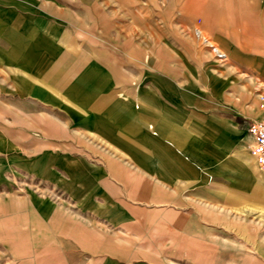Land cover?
<instances>
[{"label": "crops", "instance_id": "0c3cea01", "mask_svg": "<svg viewBox=\"0 0 264 264\" xmlns=\"http://www.w3.org/2000/svg\"><path fill=\"white\" fill-rule=\"evenodd\" d=\"M218 1L224 15H234L230 4L237 3L239 30L236 40L215 35L227 56L222 68L182 29L177 4L190 0L148 1L160 4L162 53L154 59L128 42L131 27L123 20L142 0H0V178L12 170L14 178L50 183L79 216L141 237L147 248L86 250V240L74 236L81 264L197 258L196 248L182 243H212L207 229L219 224L203 219L193 201L183 205V184L190 195L208 190L201 180L210 178L225 189L230 183L246 189L262 171L241 126L264 116V0ZM83 19L97 31L90 46L80 38ZM246 34L255 36L252 50ZM247 86L257 103L229 104L231 97L244 99ZM225 156L237 168L234 176L224 170ZM136 162L147 168L135 170ZM149 189L170 194L139 193ZM186 227L194 234L183 233ZM114 235L108 242L124 241ZM250 258L264 264L262 256Z\"/></svg>", "mask_w": 264, "mask_h": 264}, {"label": "rangeland", "instance_id": "374dc122", "mask_svg": "<svg viewBox=\"0 0 264 264\" xmlns=\"http://www.w3.org/2000/svg\"><path fill=\"white\" fill-rule=\"evenodd\" d=\"M148 1L135 2L132 17L123 20L131 27L128 42H131L133 47L141 44L142 54L154 59L159 58L162 53L158 47L162 41L161 34L158 32L157 19L160 4ZM213 1L182 2L177 4V12L182 19V29L188 32L193 46L201 54H208L211 60L222 68L221 65L226 64L227 60L223 62L217 60L210 49L202 45L195 37L194 28H201L203 34L215 45L220 46L215 40L216 34L225 33L236 40L239 36L235 18L237 3L230 4L234 15L229 13L224 15L222 11L225 4L218 0ZM249 6L250 4L247 3V8ZM81 22L86 23L82 26L84 32L81 34V41L86 45H92L96 29L87 19ZM242 37L245 38L247 48L252 50L255 46V36L246 34ZM262 94L264 95V92ZM257 98L254 90L247 86L245 98L231 97L229 104L240 102V105L246 109H251L257 103ZM244 127L248 134L247 125L241 126V128ZM237 147L236 145L233 149ZM225 158L224 170L231 171L230 175L234 176L233 171L237 168L230 160L228 161L230 157L225 156ZM147 165L136 162L134 169H145ZM153 166L155 165L150 164V169H157ZM258 168L262 171H258L255 181L246 189L235 187L231 183L229 189H225L221 180L210 178L201 180L207 181L205 183L209 185L208 190L199 189L198 192L193 191L190 195L183 184L181 191L183 205L189 200L193 201L203 219L219 224L207 229V233L213 235L212 243H182L183 249L196 248L198 252L197 258L183 259V264H242L244 262L249 264L253 260L250 257L255 254L262 256L264 261V168L259 166ZM198 170L201 168L198 167ZM245 170L252 171L248 167H245ZM9 173V177L0 178V264H81L78 258V243L71 241L74 240V236H81L86 240V250L99 246L105 249L112 245L119 251L129 250L139 254L147 250L141 242V237L120 236L119 232H115L118 235L117 238H122L124 241L118 239L117 242H108L110 236H115V233L103 225L79 216L63 193L50 183L28 177L14 178L13 171ZM140 190L139 193L143 195L149 193L151 198L154 194L164 193L157 189L142 192ZM165 193L168 196L169 192ZM184 231L194 234V228L186 227L183 228V233ZM202 233V228L198 227V234ZM206 251H210L212 258H205Z\"/></svg>", "mask_w": 264, "mask_h": 264}, {"label": "built area", "instance_id": "2783aa9c", "mask_svg": "<svg viewBox=\"0 0 264 264\" xmlns=\"http://www.w3.org/2000/svg\"><path fill=\"white\" fill-rule=\"evenodd\" d=\"M195 37L202 45L209 48L211 53L219 61L226 59V54L217 45L213 44L208 37L202 34L200 28H194ZM262 103L264 105V96H262ZM248 136L250 138L246 148L249 154L254 158L260 167H264V116L259 120L250 122L248 128Z\"/></svg>", "mask_w": 264, "mask_h": 264}, {"label": "bare ground", "instance_id": "6f19581e", "mask_svg": "<svg viewBox=\"0 0 264 264\" xmlns=\"http://www.w3.org/2000/svg\"><path fill=\"white\" fill-rule=\"evenodd\" d=\"M202 32V31H201ZM202 34H203V32H202ZM211 41V40H210ZM227 60V56H226V59L224 60V61H226ZM223 62V61H222ZM260 167V166H259ZM261 168H264V167H261Z\"/></svg>", "mask_w": 264, "mask_h": 264}]
</instances>
